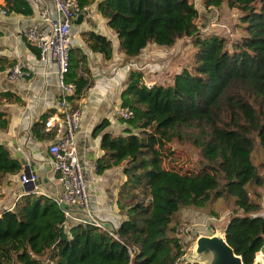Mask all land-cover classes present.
<instances>
[{"label":"trees","instance_id":"16d2710c","mask_svg":"<svg viewBox=\"0 0 264 264\" xmlns=\"http://www.w3.org/2000/svg\"><path fill=\"white\" fill-rule=\"evenodd\" d=\"M2 1L7 14H34L26 0ZM78 1L83 8L97 2ZM226 2L242 14L241 36L231 44L200 32L193 0L99 3V13L117 33L127 58L140 56L150 44L173 47L190 38L193 63L174 74L170 83L152 87L144 72L132 69L121 94V105L133 112L130 128L114 135L106 132L110 123L104 120L93 132L94 137L102 134L98 174L123 166L126 179L118 196L133 201L119 204L126 219L114 235L95 224L71 223L55 197L25 193L13 210L0 213V264H201L184 260V245L176 233L178 216L185 209L210 208L218 218L212 208L218 202L230 212L224 232L228 244L244 264H256L264 247V0ZM223 3L203 0L208 10ZM91 48L104 52L96 44ZM15 64L0 57V71ZM85 64L82 51L72 48L66 81L76 85L69 97L76 109L94 86L93 79L79 75ZM3 99L21 102L5 92L0 107ZM49 116L34 124V135L41 136ZM9 124V115L0 109V131ZM173 143L199 152L200 168L167 167ZM22 169L0 143V188Z\"/></svg>","mask_w":264,"mask_h":264},{"label":"crops","instance_id":"0c3cea01","mask_svg":"<svg viewBox=\"0 0 264 264\" xmlns=\"http://www.w3.org/2000/svg\"><path fill=\"white\" fill-rule=\"evenodd\" d=\"M100 2L102 0H97L87 8L83 23L77 25L74 22L71 33L72 46L82 51L86 57L85 69L89 71L87 73L85 69H81L79 75L94 81V86L78 105L81 113L78 150L85 166L91 209L96 219L109 231H117L126 219L119 204L129 205L132 199L118 196L120 186L126 179L123 166L107 170L103 174H98L94 169V164L103 152L102 134L94 137L93 132L104 120L110 123L106 132L114 135L122 134L130 128L129 125H121L117 116L121 94L130 71L135 69L144 72L146 84H165L155 80L154 75L169 69L179 42L173 47L160 48L150 44L140 56L127 58L120 51L117 33L108 26V21L98 11ZM3 5L0 0V57L15 62V66H19L29 76L14 80L10 76L12 68L0 71V94L11 92L21 99V102L3 99L0 109L9 115L10 124L7 130L0 131V143L7 146L12 156L23 166L20 173L9 175L0 188V213L14 207L25 194L21 184L25 170L22 162L27 163L28 172L32 171L38 177L39 184L33 193L57 197L62 190L53 157L49 153L53 136L44 129L41 136L37 137L32 130L34 124L40 122L45 114L50 113V118L57 113L60 100L58 68L52 60L42 61L40 51L36 48L39 55L34 54L26 41V33L31 28H38L42 33L48 31L40 11L49 10L55 17L53 3L51 0H42L39 5L30 4L33 16L7 14ZM97 36L105 38L106 42L98 40ZM95 44L103 47L104 52H94L91 46ZM170 73L171 71L165 73L168 83L171 82Z\"/></svg>","mask_w":264,"mask_h":264},{"label":"built area","instance_id":"2783aa9c","mask_svg":"<svg viewBox=\"0 0 264 264\" xmlns=\"http://www.w3.org/2000/svg\"><path fill=\"white\" fill-rule=\"evenodd\" d=\"M31 5H39L42 0H27ZM55 10L53 17L49 10L41 9L40 16L48 27L42 33L38 28H31L26 33V41L40 51L41 60H52L58 68L60 100L57 113L48 118L45 123L47 133L53 136L49 153L53 157L61 192L55 197L58 206L64 211L66 218L74 224H95L114 235L103 223H100L91 209V202L87 188L85 166L80 160L78 150V136L81 129V113L72 106L69 97L76 92V85L66 81L70 69V52L73 48L71 33L75 20L88 11L81 7L78 0H51ZM6 14V12H4ZM14 80L28 77L19 66L10 71ZM152 87L151 83H147ZM117 116L123 120H130L133 112L122 105L117 110ZM97 171L98 165L94 164ZM38 177L31 173L23 174L21 184L36 183ZM13 210V207L10 209ZM134 257L133 249L130 251Z\"/></svg>","mask_w":264,"mask_h":264},{"label":"rangeland","instance_id":"374dc122","mask_svg":"<svg viewBox=\"0 0 264 264\" xmlns=\"http://www.w3.org/2000/svg\"><path fill=\"white\" fill-rule=\"evenodd\" d=\"M193 3L200 13L198 25L202 34L224 37L229 44L240 38L241 30H239L238 24H240L242 14L237 9L229 8L226 0H224L220 8L210 10L205 8L203 0H193ZM153 47L160 48L156 44ZM177 47L175 51L176 56L169 69L167 68L168 70H164L155 75L150 73L154 75L155 80L167 84L166 71H171L172 78L175 72L180 73L183 68H188L192 65L195 53L192 40L190 38L180 40ZM119 123L121 125L131 126L128 121L120 118ZM171 146L174 150V156L172 162L166 160L167 167H174L180 171H187L189 169L196 171L200 168L201 156L192 146L179 145L177 143H173ZM212 208L219 215L218 218H214L210 214V208L206 210L185 209L179 214V224L176 228V233L184 245L186 253L184 260L199 261L201 264H208L202 258H199L201 260L196 259L197 239L201 236H224L230 218V212L225 210L222 202L216 203ZM263 260L264 256L260 253L258 262H263Z\"/></svg>","mask_w":264,"mask_h":264},{"label":"water","instance_id":"95a60500","mask_svg":"<svg viewBox=\"0 0 264 264\" xmlns=\"http://www.w3.org/2000/svg\"><path fill=\"white\" fill-rule=\"evenodd\" d=\"M103 1V0H102ZM87 15V12L84 14H81L76 20L75 24L80 25L83 23L85 17ZM25 170L24 174H27L30 176L31 172H28L27 170V163L22 162ZM34 169V166L32 167ZM39 183H26L23 185V190L25 193H32L35 190V187ZM196 254L197 260H201L199 258H202L205 260L208 264H244L241 257H239L233 248L228 244L225 235L224 236H201L197 239L196 242ZM261 254L264 256V247L261 251ZM256 264H264L263 262H256Z\"/></svg>","mask_w":264,"mask_h":264}]
</instances>
